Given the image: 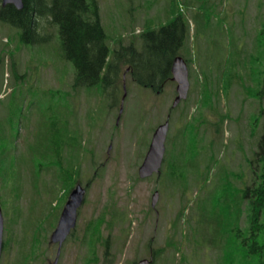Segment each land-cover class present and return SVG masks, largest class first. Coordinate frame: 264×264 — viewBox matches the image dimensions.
Returning <instances> with one entry per match:
<instances>
[{
	"label": "rangeland",
	"instance_id": "374dc122",
	"mask_svg": "<svg viewBox=\"0 0 264 264\" xmlns=\"http://www.w3.org/2000/svg\"><path fill=\"white\" fill-rule=\"evenodd\" d=\"M98 2L108 35L123 42L138 35L146 21L151 26L164 22L170 4H176L190 25L181 48L184 55L189 49L191 59L188 96L171 108L175 82L154 92L132 81L127 72L114 100L95 86L73 89V65L63 56L56 26L41 29L50 35L48 41L25 43L17 28L0 20V208L5 240L0 264H51L56 257L57 244L49 236L63 203L56 177L59 164L48 167L38 159L47 141L55 140L66 144L59 145L63 170L79 175L77 182L85 189L57 264H131L152 257V250L160 247L161 256L152 264H227L219 258L220 231L233 218L219 216L228 207L210 197L221 167L235 172L237 186L242 179L248 182L247 160L262 132L260 119L250 133L251 117L264 106V92L255 98L245 85L250 84L253 94L264 70V43L255 45L250 56L255 30L264 22V0ZM232 63V75H239L230 89L213 94L211 106L208 97L200 103V71L209 76L215 92L220 71ZM166 117L161 170L140 178L137 169L152 132ZM48 150L52 157L56 154ZM154 190L159 197L151 207ZM100 217L101 237L92 244L89 222ZM239 223L246 225L244 207ZM173 243L179 246L174 249ZM233 248L231 264L244 262Z\"/></svg>",
	"mask_w": 264,
	"mask_h": 264
},
{
	"label": "trees",
	"instance_id": "16d2710c",
	"mask_svg": "<svg viewBox=\"0 0 264 264\" xmlns=\"http://www.w3.org/2000/svg\"><path fill=\"white\" fill-rule=\"evenodd\" d=\"M0 20L17 28L19 38L25 43L40 44L48 41L50 35L42 33L41 29L56 26L63 56L72 62L74 69L71 87L77 89L82 86H95L103 96L111 95L113 100L120 89L119 83L124 72H127L132 81L157 92L171 82L170 68L176 55H183L188 64L191 62L189 49L186 50V55L181 51L188 36L189 21L181 10L177 9L175 3L170 4L169 14L164 22L158 26H151L152 21H146L138 35L131 37L127 42H123L122 38L111 39L108 35L101 20L98 0H23L22 8H17L13 4L2 6ZM255 31L256 38H254L250 55L252 57L255 45L260 46L264 43V22ZM233 66L234 63L220 71L219 86L215 92L209 83V76L205 74V71H200L202 74L200 103L208 97L210 100L207 104L210 105L213 94L217 97L220 91L227 92L230 89L239 75V73L232 75ZM13 72L16 77H19L16 71L13 70ZM258 83L260 86L253 94L249 83L245 87L248 95L260 99L264 92V70ZM260 119L262 132L256 139L253 156L247 160L248 182L242 179V186H237L233 181L235 172L221 167L220 178L211 191L216 190L210 197L213 202L217 199L219 205L228 207L227 214L223 216L219 213V216L233 218L229 221L231 226L225 231H220L219 258L221 256L227 264H231L236 257L233 246L237 248V254L244 257V262L235 264H264V106L260 107L253 120L251 117V122L253 121L251 134H254ZM60 144L62 142L59 140L47 141L46 150L38 159L41 163H46L48 167H54L58 162L56 177L61 183L59 191H61L60 199L63 202L79 175L67 174L63 170V158L61 153L59 154ZM65 146L66 144L63 143L62 148ZM49 148H53L56 152L53 157ZM48 158L51 161L48 162ZM63 177L66 179L62 180ZM167 186L179 187V183L177 186L175 184ZM64 188L65 191H62ZM181 188L185 193L186 186ZM243 207L246 225L241 227L239 220ZM183 209L185 210V206H182L178 217L183 214ZM215 212L212 210V215ZM101 220L102 217L89 222L88 235L92 244L98 242L101 237L97 233ZM104 240L106 241L105 238ZM172 246L176 249L179 244L173 243ZM162 251V247L152 250L153 258H159ZM25 254L23 256L27 259Z\"/></svg>",
	"mask_w": 264,
	"mask_h": 264
},
{
	"label": "water",
	"instance_id": "95a60500",
	"mask_svg": "<svg viewBox=\"0 0 264 264\" xmlns=\"http://www.w3.org/2000/svg\"><path fill=\"white\" fill-rule=\"evenodd\" d=\"M6 4H13L17 8L23 7V0H0L1 6ZM171 79L176 83V95L172 101V107L176 106L181 99L186 98L189 89V71L187 62L181 55H176L171 63ZM125 90V84H123ZM169 127V121L166 119L164 122L158 124L153 130L147 151L143 157L142 162L138 166L137 174L140 178H145L160 170L164 151H165V138ZM84 195V188L80 184H76L70 191L64 206L60 212L57 224L50 234V241L57 242L60 247L71 228L74 227L76 222V210L81 204ZM158 191L155 190L151 195V206L154 207L158 200ZM3 230L4 219L0 208V256L3 248ZM151 260L142 258L132 264H150ZM51 264H57V258Z\"/></svg>",
	"mask_w": 264,
	"mask_h": 264
}]
</instances>
